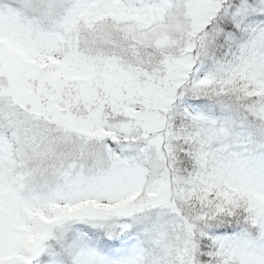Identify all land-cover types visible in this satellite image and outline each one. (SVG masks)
<instances>
[{
  "label": "snow or ice",
  "instance_id": "6c2138e0",
  "mask_svg": "<svg viewBox=\"0 0 264 264\" xmlns=\"http://www.w3.org/2000/svg\"><path fill=\"white\" fill-rule=\"evenodd\" d=\"M0 264H264V0H0Z\"/></svg>",
  "mask_w": 264,
  "mask_h": 264
}]
</instances>
